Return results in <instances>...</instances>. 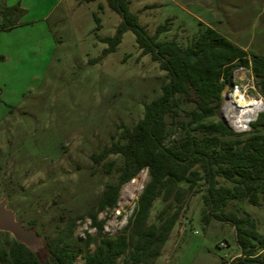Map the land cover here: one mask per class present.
Returning a JSON list of instances; mask_svg holds the SVG:
<instances>
[{
  "label": "rangeland",
  "instance_id": "rangeland-1",
  "mask_svg": "<svg viewBox=\"0 0 264 264\" xmlns=\"http://www.w3.org/2000/svg\"><path fill=\"white\" fill-rule=\"evenodd\" d=\"M5 1L0 0V9ZM22 1L24 13L17 17V27L0 29V201L6 199V208L24 231L40 232L30 248L43 256L46 236L56 235V225L62 228L69 216L86 213L106 184L116 179L114 171L103 172V163L112 161L116 167L120 156L96 164L91 155L142 117L144 105L160 94L166 77L150 55L141 54L130 30L115 51L102 55L108 46L102 39L112 36L121 20L106 0ZM130 1L131 12L149 34L168 15L177 16L160 40L175 38L186 46L206 26L192 16L199 13L233 43L264 57V0H212L211 10L203 12L181 10L171 0ZM153 3L158 4L149 6ZM95 13L101 22L98 29ZM241 99L260 102L245 123L238 117L244 109ZM228 103L234 108L230 117L225 114ZM262 112L264 97L257 78L250 69L233 68L212 120L246 132ZM259 129L264 133L261 125ZM147 181L143 169L122 185L116 207L99 213L98 218L106 220V236H117L127 225ZM204 192L201 183L192 190L184 187L183 211L160 255L147 264H228L240 255L231 223L203 220ZM163 205L160 198L154 201L148 224ZM227 209L248 212L264 231V203L252 206L243 200ZM88 237L96 238V231L85 217L76 222L71 239L79 252L74 264L93 251L96 242L87 245Z\"/></svg>",
  "mask_w": 264,
  "mask_h": 264
},
{
  "label": "trees",
  "instance_id": "trees-1",
  "mask_svg": "<svg viewBox=\"0 0 264 264\" xmlns=\"http://www.w3.org/2000/svg\"><path fill=\"white\" fill-rule=\"evenodd\" d=\"M94 0H78L91 2ZM121 18L115 33L102 40L108 46L102 55L115 51L123 34L130 30L142 55H150L165 71L160 94L144 105L142 117L131 127H122L120 138L91 155L96 164L111 155L121 163H103V172L116 173L91 208L69 216L64 227L56 225V235L47 239L40 256L9 232L0 231V264H74L79 252L72 247L78 220L85 217L96 231L87 245L91 252L81 255V264H147L160 255L177 219L182 213L183 189L204 186L202 218L229 222L235 229L240 255L228 264H264V231L246 211L227 209L232 202L245 200L252 206L264 203V112L250 123L251 131L236 132L223 121H213L222 104V94L232 69H250L264 97V57L249 53L210 26L202 27L186 46L175 38L160 40L169 30V21L149 34L138 15L131 12L130 0H106ZM103 9V3L98 4ZM24 10L19 4L0 9V29L8 30ZM97 29L100 17L95 13ZM146 169L148 181L138 196L133 215L115 237L103 233L105 209L117 205L122 185ZM184 186V187H183ZM160 198L163 207L154 222L147 223L150 210ZM36 233H40L36 230Z\"/></svg>",
  "mask_w": 264,
  "mask_h": 264
},
{
  "label": "water",
  "instance_id": "water-1",
  "mask_svg": "<svg viewBox=\"0 0 264 264\" xmlns=\"http://www.w3.org/2000/svg\"><path fill=\"white\" fill-rule=\"evenodd\" d=\"M0 231L9 232L12 237L30 248L38 237L36 231H24L19 222L15 220L14 212L6 208V199L0 201Z\"/></svg>",
  "mask_w": 264,
  "mask_h": 264
},
{
  "label": "crops",
  "instance_id": "crops-1",
  "mask_svg": "<svg viewBox=\"0 0 264 264\" xmlns=\"http://www.w3.org/2000/svg\"><path fill=\"white\" fill-rule=\"evenodd\" d=\"M171 1L173 2V4L176 7H178L181 10H185V11H187V10L188 11L192 10V11H196V12L209 11V10H211V5H212V0H171ZM15 4L25 6L24 5L25 3H23L22 0H6L4 3V6H11V5H15ZM130 4H131V1H130ZM157 4L153 3V4H150L149 6H153V5H157ZM160 4H162V2H160ZM186 4H188L190 7H186ZM192 16L195 19H197L201 24L206 25V26H210L208 19L203 17L201 14L196 13ZM177 19L178 18L176 15H168L166 17L165 21L168 20L169 25H170L171 22H174ZM13 27H17V24H15Z\"/></svg>",
  "mask_w": 264,
  "mask_h": 264
},
{
  "label": "bare ground",
  "instance_id": "bare-ground-1",
  "mask_svg": "<svg viewBox=\"0 0 264 264\" xmlns=\"http://www.w3.org/2000/svg\"><path fill=\"white\" fill-rule=\"evenodd\" d=\"M259 105H260L259 101L251 103V102H248L247 100L241 99L239 106L240 107L243 106L244 109L242 111H240V114L238 115L239 122L245 123V122L250 121L249 120V116L254 112V110ZM233 109L234 108L232 107V104H230V103L226 104V106H225V114H226L227 117H230V113L232 112Z\"/></svg>",
  "mask_w": 264,
  "mask_h": 264
}]
</instances>
